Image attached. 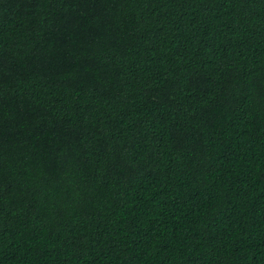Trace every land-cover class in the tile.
<instances>
[{"label":"trees","instance_id":"1","mask_svg":"<svg viewBox=\"0 0 264 264\" xmlns=\"http://www.w3.org/2000/svg\"><path fill=\"white\" fill-rule=\"evenodd\" d=\"M0 264H264V0H0Z\"/></svg>","mask_w":264,"mask_h":264}]
</instances>
